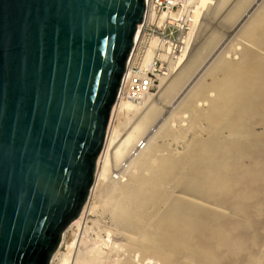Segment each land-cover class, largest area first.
Wrapping results in <instances>:
<instances>
[{
	"label": "bare ground",
	"instance_id": "bare-ground-1",
	"mask_svg": "<svg viewBox=\"0 0 264 264\" xmlns=\"http://www.w3.org/2000/svg\"><path fill=\"white\" fill-rule=\"evenodd\" d=\"M196 2L195 8L189 13L190 31L178 55V61L170 65L160 77V84L156 85L158 88L160 86L157 101L159 97L167 96L168 104L177 100L179 97L170 101L169 95L189 79L191 72L196 71V66H203L199 63L202 59L204 62L206 52V58L209 59L207 63H210L208 66L204 63L207 66L204 68L211 80L204 81L206 79L202 78V74L199 78L193 76L196 81L192 79L194 83H190V88L185 85L189 90L184 96L179 95L181 98L177 101L178 105L174 106L175 109L172 106L168 117L159 123L153 133L150 131L151 136L150 122H156L153 118L163 110L161 106L166 105V101L159 100L163 102L160 103L159 110L158 103L150 104L151 101H156V98L151 99L155 97L153 91H148L139 100L121 99L111 112L91 192L96 189L98 198L94 196V200L99 203V196L104 195L103 199L100 198L104 207L101 209L105 210L107 207L108 212L112 211L115 216H112L113 219L123 229L119 245L123 246L124 252H121L125 256H116L118 260L114 264H137L138 255L143 257L142 260L138 259L142 264H264V249L260 246L263 245L262 242L258 246L261 241L258 242V239L263 240L262 232L260 236L257 231L263 221H258L259 216L255 221L259 222L258 229L254 227V230L251 229L252 222L249 219L253 210L264 206L261 204L264 200L260 201L262 194L264 195V190L260 194V188L264 189V170L261 169L264 162V133L261 136L260 130L259 136L255 131L256 124L264 120V0L259 3L257 0ZM225 6L227 7L218 23L222 29H226L230 40L226 37L228 42L223 39L221 45L216 43L224 38V34L214 27L198 47L192 45L197 28L204 24L202 17L207 13L217 14ZM206 26L204 24L203 30H206ZM203 30L201 34L204 35ZM238 37H242L238 45L231 43L232 38L237 40ZM243 38L248 42L241 41ZM230 43L233 45L229 48ZM155 44L156 40H153L152 46L145 52L146 61L150 60ZM214 46L218 48L212 51ZM186 87L183 88L184 91ZM175 93L179 94L180 91ZM198 100L201 102L198 103ZM141 108L142 113L139 111ZM181 110L188 114L180 121L178 118L183 113L179 114L180 117L176 113ZM137 111L141 114L138 112V117H134ZM130 113L134 114V121L131 120ZM175 117L179 121L176 126L171 124V118ZM183 120L186 123H182ZM146 130L150 138L140 139ZM186 134H191V137L186 142L182 137L185 143L183 146L181 142L178 143L182 146L178 149L175 140L179 142L178 138L182 135L186 137ZM166 136H172L175 142L171 141L176 145L173 146L171 142L173 148L168 146V151L163 153L162 148L167 150V146L162 142L163 145L159 144L157 138L162 137L164 142ZM163 137L166 138L163 140ZM131 154L134 157L131 158ZM127 156V162L132 159L133 165L130 160L129 165L133 168L125 172L126 167H123V171L113 174L110 167H117L118 163L124 164L121 161ZM245 160L250 164L246 165ZM118 167L122 169L121 165ZM106 177L112 179H108L106 183ZM96 193L93 195H97ZM94 203L87 202L80 216L65 229L63 242L67 243L66 251L61 252L58 248L51 264H102L103 259L101 262L97 261V257L103 252L99 247L96 248L101 253L94 250L95 253L98 252V255L95 254L97 257L80 251L81 248L78 247L80 241L83 245L84 240L88 239L87 236L83 239L82 233L87 231L88 217L93 215L92 211L96 206ZM262 208L257 213H262ZM257 213L254 212L256 215ZM262 224L261 229L264 228V223ZM110 230L111 228L108 231ZM136 252L139 253L137 259ZM146 259L148 260L145 261Z\"/></svg>",
	"mask_w": 264,
	"mask_h": 264
},
{
	"label": "water",
	"instance_id": "water-1",
	"mask_svg": "<svg viewBox=\"0 0 264 264\" xmlns=\"http://www.w3.org/2000/svg\"><path fill=\"white\" fill-rule=\"evenodd\" d=\"M145 0H0V264H49L96 178Z\"/></svg>",
	"mask_w": 264,
	"mask_h": 264
},
{
	"label": "built area",
	"instance_id": "built-area-1",
	"mask_svg": "<svg viewBox=\"0 0 264 264\" xmlns=\"http://www.w3.org/2000/svg\"><path fill=\"white\" fill-rule=\"evenodd\" d=\"M196 1L145 0L144 16L137 25L113 108L121 99L139 100L148 91L155 90L160 77L178 61L190 31L189 13ZM153 40H156L153 54L146 61L145 52Z\"/></svg>",
	"mask_w": 264,
	"mask_h": 264
},
{
	"label": "rangeland",
	"instance_id": "rangeland-1",
	"mask_svg": "<svg viewBox=\"0 0 264 264\" xmlns=\"http://www.w3.org/2000/svg\"><path fill=\"white\" fill-rule=\"evenodd\" d=\"M255 1H256V0H255ZM259 2H260V0H257V3H259ZM255 5H256V4H255ZM211 6H213V3L211 4ZM226 7H227V6H225L224 9H222V10H221L219 13H217V14L214 13V14L212 15L211 13H207V15H204V16L202 17V22H203L205 25H207V26H206V30H203V28H205V27H204V24H202L203 27H202V25H201V26L199 25L200 27L197 28V33H196V36H194V38H193L192 45L194 44L195 47H198V46L202 43L203 39L206 38V37L209 35V32L211 33V31H212L213 29H215V28L219 29V30L222 31V33L224 34V38H221V39L218 40V42H216V43H218V44L220 43L219 45H221V43L223 42V41H222L223 39H224V41H226V42H228V41L230 40V37L227 36V31H226V29H222V27H221L220 24L218 23V22H220V20H221V16H222V13H223L224 10L226 9ZM211 10H212V9H211ZM211 10H210V11H211ZM206 11H208V10H206ZM210 11H209V12H210ZM211 12H212V11H211ZM212 19H214V20H212ZM214 27H215V28H214ZM199 29H201L200 32H199ZM202 30H203V33L205 32L204 35L201 34V33H202ZM225 32H226V33H225ZM206 34H207V35H206ZM204 36H205V37H204ZM202 37H203V38H202ZM226 37H227L229 40H228ZM225 38H226L227 40H226ZM238 38H239V39H238ZM238 38H237V40H236V38H235V39L232 38L231 43H233V44L235 43V44L238 45V41H239L240 38H242V37H238ZM233 39H234V40H233ZM243 40H244V38L241 39V41H243ZM219 41H220V42H219ZM241 41H240V42H241ZM244 41H246V40H244ZM246 42H248V40H247ZM216 43H215V44H216ZM231 43L228 45L229 48L231 47V45H233V44H231ZM218 44H216V45L219 46ZM216 48H218V47H216ZM216 48H215V46H214V48H213L212 51H215ZM208 52H209V51H208ZM207 55H208L207 52H206V56H205V53H204V56H205V58L203 57V58H204V62H203V59H202L201 62L199 63L200 65H203V66H199V65H198V67H199L200 69H197V68H198L197 66L195 67L196 71H198V70H199V72H200V71H201V72L203 71L204 75H203V73H201V72H200V73H199V72L197 73L196 71H193V73L191 72L192 76H191V74H190L189 79H188V80L186 79V82H185L184 84H182V85H184V86L181 87V86H182V85H181L180 88L177 89V91H178V92L180 91V93H179V94H178V93H175V92H177V91L175 90V91L173 92V94H175L176 97H175V96L173 97V96H172L173 94L169 95V100H170V101H172L173 98H177V97H179V98H177V100L174 99V100H176V101L173 100V102H171V104H168V102H167V101H168V100H167V99H168V96H167V98L162 97V96H161L162 98L159 97V100H162V101H164V102L167 100V101H166L167 103L165 102V104H166L167 106L170 105V107H169V106L166 107V105H162V106H164V107L161 106V108L163 109V110L161 111V110H160V105H161L160 103H163V102H162V101L159 102V100L157 101V97L160 96V94H159V93H160V86H159V88H158V87H155V89L157 88L155 91L152 90V91L155 93V94H154L155 97H153V98H151V99H155V98H156V101H155V100H154V101H151V99H150L151 103H150V101H149L148 104H149V103L152 104L153 102H155V104L158 103L157 106L159 107V110L161 111V113H159L160 111L158 110V111H159V112L157 111V112H158V115L155 116V117L153 118V120L156 119V122H157L158 124H157L155 121L150 122V125H151V126L153 125L152 123H154L156 126L154 125V126L151 127V126L149 125V135H150L151 132L153 133V130L157 129L159 123H161L165 118L168 117V113L171 111V108H173L174 106L176 107V105H178V102H177V101H179L180 98H181V96H184L185 92H187V90H189L188 88L191 87V84L194 83V81H196L195 78H199V77L201 76V74H202V78H203V79H204V78L206 79V80H204V81H207V82H208V81L211 80L210 75H206V68H207V66H208L207 64L210 63V62L207 63V61H209V59L206 58ZM205 60H206V61H205ZM202 62H203V63H202ZM201 63H202V64H201ZM204 63H206L207 66H206ZM179 66H180V65H179ZM204 67H206V68H204ZM177 68H178V67H177ZM202 68H203V69H202ZM195 69H194V70H195ZM204 70H205V72H204ZM194 72H195V73H194ZM193 74H194V75H193ZM196 75H197V77H196ZM199 75H200V76H199ZM205 75H206L207 77H205ZM193 76H195V78H194ZM208 76H209V77H208ZM193 78H194V79H193ZM192 79H193L194 81H193ZM191 80H192L193 82H192ZM187 81H188V84H189V85H187ZM190 83H191V84H190ZM158 84H160V82H158ZM158 84H157V85H158ZM185 85L188 86V88H187ZM192 85H193V84H192ZM185 87H186V90L184 91L183 88H185ZM183 91H184V92H183ZM157 92H158V93H157ZM182 92H183V93H182ZM158 94H159V95H158ZM176 94H177V95H176ZM182 94H183V95H182ZM156 95H157V96H156ZM179 95H181V96H179ZM170 98H171V99H170ZM170 101H169V102H170ZM199 101L201 102V100H198L197 102L199 103ZM175 102H176L177 104H175ZM173 103H174V104H173ZM172 106H173V107H172ZM165 107H166V108H165ZM175 107H174V109H175ZM164 109H165V110H164ZM169 109H170V110H169ZM167 110H169V111H168L167 114H166V111H167ZM139 111L142 113V108H141V110H139ZM139 111H137V112L135 113V116H134V114H131V113H130V117H132V118H131L132 121H134V119H136V118H134V117H138V115L141 114ZM143 111H144V108H143ZM163 111H165V112H163ZM182 111H183V110L178 111L179 113H178V112L176 113V114H178V115H179V114L181 115V114L183 113V114H182L183 116L181 115L182 118H181L180 115H179V117H180V118H178L179 120H180V119H181V120L184 119V118H185V115L188 114V113H185L186 111H184V112H182ZM138 112H139V114H138ZM157 112H156V113H157ZM180 112H181V113H180ZM162 113H163V114H162ZM164 113H165L167 116H166ZM136 114H137V115H136ZM159 114H160V115H159ZM162 115H163V116H162ZM133 116H134V117H133ZM160 116H161V117H160ZM165 116H166V117H165ZM176 116H177V115H176ZM177 117H178V116H177ZM177 117H175V119H174V118H171V119H173V120L171 121V124H174V126H176V124L178 125L177 122H179V121H178ZM133 118H134V119H133ZM162 118H163V119H162ZM110 119H111V118H110ZM131 120H130V122H131ZM176 120H177V121H176ZM181 120H180V121H181ZM113 121H114L115 123H117V122H116V119H114ZM257 121H259V120H256V122H257ZM260 121H261V122H260V123L258 122L257 124L260 125V124L262 123L261 126H259V125L257 126V124H256V126H255L256 129H255V128H254V129H255L256 133L258 132L257 134H259V131L261 130L262 133L260 132V134H261V136H262V134L264 133V126L262 127V125H264V123H263L264 120H260ZM256 122H255V123H256ZM182 123H186V120H183ZM203 124H204V123H203ZM203 124H201V125L204 127L205 125H203ZM129 125H130V123H129ZM150 127H151V130H150ZM260 127H261V128H260ZM147 130H148V129H147ZM147 130L145 131V132H146L145 135H144V133L141 135V137L144 135L145 138H144V136H143V138L140 137V139L148 140L147 138H150L151 135H150V136L147 135V134H148V131H147ZM150 131H151V132H150ZM152 133H151V134H152ZM226 133H227V132H226ZM260 134H259V136H260ZM188 136H189V137H188ZM146 137H147V138H146ZM166 137H167V138H166ZM166 137H165V138H166L167 140H166L164 137H163V140L165 139L166 141H168V144H167V142H166L165 140H164V142L162 141V137H158V138H157L158 141L156 140L157 142H159V144H162V143H165V144H166V146H167V150H165L166 148H162V149H164V150H162V152H163V151H164V152H165V151H168V146H169V148H173V146L176 145V143H173V142H175V141H177V145H176L177 148H178V149H181L182 146L184 145L183 143H185V142L187 141L186 139H188V138L191 137V134H189V135L186 134V137H185V135H184V136L182 135L181 137L178 138V139L180 140L179 142H178V140L173 141L172 139H174V138H172V136H169V137L166 136ZM182 137L184 138L185 142L183 141V138H182ZM160 139H161V140H160ZM171 140H172L173 142H172ZM181 140H182V141H181ZM145 142L147 143V141H145ZM161 142H162V143H161ZM169 142H170V143H169ZM171 142L173 143V146L171 145V144H172ZM180 142L182 143V144H181L182 146H181L180 144L178 145V143H180ZM165 144H164V147H165ZM162 145H163V144H162ZM170 145H171V147H170ZM136 152H137V151H136ZM136 152H134L135 155L137 154ZM164 152H163V153H164ZM131 155H132L131 158L134 157L133 154H131ZM128 158H129V156H127L123 161H121V162L124 163V164H120V163H118V164H117V167H116L115 165H113V166L110 167V169L112 168L111 171L113 172V174H114V173L118 174V171H120V172L123 171V169H124L125 167H126L125 170H124L125 172H127V170H130V169L133 168V167H131V166L129 165V160H130L131 158H130V159L128 160V162H127V159H128ZM98 159H99V157H98ZM125 160H126V161H125ZM131 160H132V159H131ZM131 160H130V161H131ZM97 161H98V160H97ZM124 161H125V162H124ZM245 161H246L245 164H246V163H247L248 165L250 164V163H248V160H245ZM126 162H127V164H126ZM249 162H251V161H249ZM97 163H98V162H97ZM125 164H126V165H125ZM130 164L133 165V164H132V161H131ZM247 164H246V165H247ZM263 164H264V162H263ZM263 164H262V166H261V169L264 170V166H263ZM118 165H119V166L121 165V166H122V169H121L120 167H118ZM127 165H129L130 167H129V166L127 167ZM115 167H116V168H115ZM123 167H124V168H123ZM97 168H98V166H97ZM118 168H119V169H118ZM129 168H130V169H129ZM113 169H117V171L114 172ZM112 172H111V173H112ZM124 177H127V175H125ZM106 178H107V177H106ZM109 178H110V177L107 178V182H106V183H108V179H109ZM111 179H112V178H111ZM111 179H109V180H111ZM114 179H116V178H114ZM263 180H264V179H263ZM263 180H262V181H263ZM105 181H106V179L104 180V182H105ZM262 183H264V181H263ZM262 183H261V184H262ZM262 187H263V186H262ZM260 190H261V193H260V194H262V193L264 192V191H263L264 189H261V188H260ZM91 191H92V189H91ZM91 191H90V193H89V195H88V198L86 199L85 204H86L87 202H90V203H91V202H92V203L95 202L94 204H95L96 206H95V209L92 211V214L95 215V216H93V215H89V217H88V222H87V226H88V227H91V228L88 229V227H87V231H85L86 234H85V232L82 233V238H83V239H84L86 236L88 237V239H89V238H90V239H89V241H87L88 239H87V240H84V242H83L84 244H83V245H81V242H82V241H80V243H78V247L80 246V247H79V248H81L80 251H83L84 253H87V254L90 255V256H94L96 253H98V252L101 253V252L103 251V252L100 254V257H97V256H96V255H98V254L95 255L97 258H99V260L97 259V261H98V262H99V261L101 262L102 259H103L104 261L101 262L102 264H110V263H112V262H113L112 264H114V262H117V260H118L117 257H119V258H123V257L125 256V254H123V253L121 252V251L124 252V250H122V249H124L123 246H120V245H119V244H120L119 242H121L123 229H120V227H119V226L117 225V223L115 222L116 220L113 219V217H115V216H113V213H112V211H111L110 209H109V210H110L111 212H108V211H107V210H108L107 207H105L107 210H106V209L103 210L104 207H103V204H101V203H103V202H101L100 198L103 199L102 197H104V195H103V196L100 195L101 197L99 196V201H100V203H99V202H97L98 200H94V199L98 198V193H96V189H95V191H93V192H91ZM262 191H263V192H262ZM94 192H95L97 195H93ZM257 195H259V192H257ZM94 196H96V198H94ZM262 196H263L262 198H260L261 196H260V197L258 196V197L261 199L260 201L264 200V195L262 194ZM90 197H91L92 199H91ZM92 200H93V201H92ZM262 203H263V204H262ZM85 204H84V205H85ZM98 204H99V205H98ZM100 204H101V206H100ZM259 204H260V203H259ZM261 204L264 205V201H262ZM261 204H260L259 206H261ZM97 206H100V208H98ZM101 207H102L103 209H101ZM262 207H264V206H261L260 208H262ZM96 208H97V209H96ZM254 208H255V207H254ZM256 208H257V207H256ZM260 208L258 207V209H260ZM82 209H83V208H82ZM258 209H256L255 211L253 210V214H252V213L250 214V215H252V216L254 217V219H255V217H257V218H256L255 220H254V219H251L252 216L249 215V219L251 220V222H252V224H253V225L250 224V225L252 226L251 229H253L254 227L257 228V227L260 225V226L258 227L260 230L257 228V229H258L257 231L260 232L259 235H260L261 232H262L261 235H262L263 237H262L261 235H260V236H261V238H263V240H262V239H258V242H259L260 240H261V241H260V243H258V242H257V243H258V246H259V245L261 244V242H262L263 245H260V246H261V248L263 247V249H264V243H263V241H264V231H263L264 228H262L263 230L261 229V224L264 223V219H263V218H264V213H263V212H264V208H262L263 212H262V213L260 212V214L257 213L258 211H261V210H258ZM97 210H98V211H97ZM102 210H103L104 212H103ZM81 211H82V210H81ZM100 211H101V212H100ZM105 211H107V213H106ZM251 212H252V211H251ZM254 212H256L257 215L254 214ZM80 213H81V212H80ZM261 215H262L263 218L261 217ZM79 216H80V214H79ZM79 216H78V217H79ZM112 216H113V217H112ZM259 216H260V217H259ZM78 217H77V218H78ZM109 217H110V218H109ZM258 217H259L260 219H259ZM77 218H76V219H77ZM95 218H97V219H95ZM111 218H112V220H111ZM261 218H262L263 220H262ZM76 219H74L71 223H73ZM91 219H92V220H91ZM99 219H100V221H97V220H99ZM257 219H259V220H258L259 222H260V220H261V222H262V221H263V222H262V223L260 222L261 224L258 225L259 222H258V221H257L258 223L255 222ZM95 220H96V221H95ZM104 220H105V222H102V221H104ZM89 221H90V222H89ZM113 221H114L115 223H113ZM110 222H111V223H110ZM71 223H70V224H71ZM92 223H95L97 226L94 225V224H92ZM100 223H101V224H100ZM255 223H257V224H255ZM70 224H69V225H70ZM102 224H103V226H102ZM109 224H110L111 226H109ZM69 225H68V226H69ZM90 225H91V226H90ZM98 225H99V226H98ZM100 225H101V226H100ZM104 225H105V226H104ZM106 225H107V226H106ZM112 225H113V226H112ZM255 225H256V226H255ZM262 225H263V224H262ZM68 226H67V227H68ZM92 226H93V227H92ZM67 227H66L65 229H67ZM101 227H102V228H101ZM107 227H109V229L111 228V230L108 231L109 229H108ZM115 227H116V228H115ZM263 227H264V226H263ZM117 228H118L119 230H117ZM112 229H113L114 231H113ZM105 230H107V231H105ZM115 230H116V231H115ZM120 230H121V231H120ZM254 230H255V228H254ZM64 231H65V230H64ZM111 231H112V232H111ZM110 232H111V233H110ZM113 232H114V233L117 232V233H116L117 235L114 234ZM120 232H121V233H120ZM63 233H64V232H63ZM108 234H109V235H108ZM118 235H119V236H118ZM84 236H85V237H84ZM258 238H260V237L258 236ZM85 239H86V238H85ZM85 241H86V242H85ZM102 241H103V243H101ZM105 241H107V242L105 243ZM62 243H63V244H62ZM117 243H118V244H117ZM60 244H61V247H62V248L60 247ZM79 244H80V245H79ZM98 244H99L100 246H99ZM104 244H105V245H104ZM93 245H94V246H93ZM102 245H103V246H106V247H103ZM66 246H67V243H66V242H65V243L63 242V234H62V238H61V240H60V243H59V245H58V248L60 249L61 252H64V251H66V250H65V247H66ZM87 246H88V247H87ZM101 246H102V248H101ZM92 247H93V248H92ZM96 247H97V248L99 247V249H101L102 251L98 250ZM121 247H122V248H121ZM58 248L56 249V251L58 250ZM79 248H78V249H79ZM95 248H96V249H95ZM119 248H121V250H120ZM82 249H83V250H82ZM84 249H86V250H84ZM91 249H92L93 251H92ZM87 250H88V251H87ZM94 250H97L98 252L96 251V253H95ZM104 250H105L106 252H105ZM119 250H120V251H119ZM56 251H55V252H56ZM86 251H87V252H86ZM55 252H54V253H55ZM93 252H94V254L91 255ZM104 252H105V253H104ZM120 252H121V253H120ZM103 253H104V254H103ZM119 253H120V254H119ZM137 253H138V252L135 253V254H136V256H135L136 259H137V257L139 256L138 259L140 258V259L142 260V258H143V257L141 258L142 255L140 256V255H138L139 253H138V254H137ZM118 254H119V255H118ZM53 255H54V254H53ZM137 255H138V256H137ZM101 256H103V257H101ZM116 256H117V257H116ZM52 257H53V256H52ZM100 258H101V259H100ZM109 258H111L110 260H111L112 262L109 260ZM112 258H113V259H112ZM95 259H96V258H95ZM114 259H115V260H114ZM134 259H135V258H134ZM138 259L136 260L137 264H138V262H139L140 264H142V263H141V260L139 261ZM113 260H114V261H113ZM147 260H148V259H146L145 261H147ZM51 261H52V258H51L49 264H51ZM103 262H104V263H103Z\"/></svg>",
	"mask_w": 264,
	"mask_h": 264
}]
</instances>
